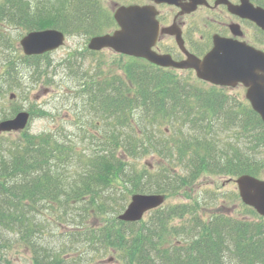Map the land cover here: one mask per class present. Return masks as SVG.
Listing matches in <instances>:
<instances>
[{
	"label": "trees",
	"instance_id": "16d2710c",
	"mask_svg": "<svg viewBox=\"0 0 264 264\" xmlns=\"http://www.w3.org/2000/svg\"><path fill=\"white\" fill-rule=\"evenodd\" d=\"M64 1L0 0V93L18 84L21 64L33 83L48 84L57 74L42 60L48 53L19 52L13 30L55 27L91 36L114 25L102 0H66L65 8ZM76 54L63 64L69 90L85 96L77 114L88 122L80 124L84 145L63 127L26 128L12 140L0 134V264L14 245L28 250L31 264H264V216L245 204L241 216L224 210L205 216L201 201L220 200L214 194L166 202L139 221L117 218L135 192L169 199L202 174L262 176L260 116L236 96L135 60L126 64L127 79L98 80ZM92 97L98 107L88 114ZM19 110L0 106V120ZM36 111L30 113L48 115ZM155 154L156 165L143 164Z\"/></svg>",
	"mask_w": 264,
	"mask_h": 264
},
{
	"label": "rangeland",
	"instance_id": "374dc122",
	"mask_svg": "<svg viewBox=\"0 0 264 264\" xmlns=\"http://www.w3.org/2000/svg\"><path fill=\"white\" fill-rule=\"evenodd\" d=\"M49 6L56 5L58 2L56 0H45ZM64 1V0H63ZM127 0H102V4L107 12L110 15H113L115 8L120 4H126ZM64 8L67 6V1H64ZM116 26H112L106 31H111ZM105 31V32H106ZM20 31L13 30L12 31V39L17 47L18 51L22 54L23 50L19 44V40L22 35H19ZM90 36H81V35H72L66 36L65 42L59 48L48 52V55L42 58L43 61H49L56 65L57 74L52 78L48 79V84H45L40 78L38 83H33L31 81V77L29 76V70L23 69V64L20 65L22 67V72L20 73V79L18 80V84L12 89H7L6 86L7 80L2 82L6 86V89L2 87V92L0 93V106L4 109H9L13 106L20 107V109H26L31 111L40 109L46 110L48 115L38 116L35 115L30 118V121L27 125V130L31 133H39L43 131H49L54 128L63 127L70 136L80 143L79 135L81 133L80 124L88 122L84 119L85 115L78 114V111L81 107L84 106V98L76 93H72L74 90H69L72 87V80L65 68L63 62L70 54L77 53L74 59L78 61H82L84 65V69L88 70V75L97 77L98 80H108L115 79L118 80L121 78L127 79L126 74V64L130 63V57H126L121 54H114L109 49H103L97 53H92L90 49L87 47V43ZM13 53L16 51L11 47ZM81 53L82 56H78ZM58 63H61L62 69L59 68ZM172 74L175 73L174 76L182 78L183 83L193 84L194 85V77L190 78L186 74H183L182 71H171ZM77 84H81V80L77 77H73ZM9 83V82H8ZM200 86V84H199ZM204 87L203 84H201ZM205 88V87H204ZM224 91L227 95H236L239 98H244L245 90L243 87H235L229 89H219ZM10 92L15 93L16 95L13 98L9 97ZM83 99V100H82ZM240 102L241 100L238 99ZM244 100V99H243ZM87 104V108L89 109V113L91 114V110L95 105ZM90 117V116H88ZM92 129V126H88ZM94 132V131H92ZM6 138L12 140L20 136V132H6L3 133ZM168 135V133H167ZM84 145V144H83ZM160 156L155 154V156H147L143 158V164H148L149 166H154L159 162ZM264 178V173L261 176ZM226 177H221L217 175H205L202 174L198 177L191 186L187 187V190L181 191L179 195H171L167 202H177L179 200H185L186 198L194 199L195 196L199 195L201 198H204L206 194L217 195L220 200L215 201H201V204L206 205V207H202L200 211L203 215L207 216L212 211H220L224 210L232 215L241 216L243 215L245 208L242 206L244 204L240 197H237L236 200L231 198L234 194H237V185L233 180L228 181ZM190 188V189H189ZM238 195V194H237ZM162 207V206H161ZM149 213L145 215L144 218L148 216ZM2 263L1 264H31L30 254L27 249L21 247L19 245L11 246L9 249H5L3 251V255L1 256Z\"/></svg>",
	"mask_w": 264,
	"mask_h": 264
},
{
	"label": "water",
	"instance_id": "95a60500",
	"mask_svg": "<svg viewBox=\"0 0 264 264\" xmlns=\"http://www.w3.org/2000/svg\"><path fill=\"white\" fill-rule=\"evenodd\" d=\"M156 1L176 3L177 0ZM241 9L243 7H240ZM240 13L264 28L263 8L252 7ZM152 17L153 13L148 6H118L114 11V18L119 29L91 37L88 47L90 49L110 47L118 52L145 56L159 64L169 65L161 57L150 53L149 45L153 42L156 30ZM64 40L65 35L61 30L45 28L32 30L23 35L20 45L25 54L35 55L56 49L64 43ZM258 57H260L258 51L245 43L220 39L216 40L214 49L203 60L195 58L174 65L193 67L199 77L216 84L234 85L242 82L247 86L246 96L250 99L252 107L264 121V62L258 63ZM13 96L14 94H10V97ZM29 116V112L23 110L12 118L1 120L0 132L24 129ZM234 180L242 201L264 216V179L241 174ZM164 199L162 194L135 193L118 218L126 221L140 220L146 211L159 206Z\"/></svg>",
	"mask_w": 264,
	"mask_h": 264
},
{
	"label": "flooded vegetation",
	"instance_id": "af4514ba",
	"mask_svg": "<svg viewBox=\"0 0 264 264\" xmlns=\"http://www.w3.org/2000/svg\"><path fill=\"white\" fill-rule=\"evenodd\" d=\"M126 4L151 6L157 20L158 33L151 46V52L163 59L184 63L190 55L203 59L215 46V39L243 42L258 51V63L264 62V29L240 11L252 7L264 8L261 0H177L176 3L156 0H127ZM240 7L243 9L240 10ZM153 26V27H154ZM155 67L158 66L144 57H135ZM168 71H182L194 77V84L218 88L245 86H215L196 76L193 69L162 67Z\"/></svg>",
	"mask_w": 264,
	"mask_h": 264
},
{
	"label": "bare ground",
	"instance_id": "6f19581e",
	"mask_svg": "<svg viewBox=\"0 0 264 264\" xmlns=\"http://www.w3.org/2000/svg\"><path fill=\"white\" fill-rule=\"evenodd\" d=\"M6 133L5 131H1L0 134Z\"/></svg>",
	"mask_w": 264,
	"mask_h": 264
}]
</instances>
